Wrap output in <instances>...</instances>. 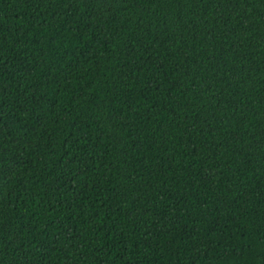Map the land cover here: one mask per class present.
Segmentation results:
<instances>
[{"label":"trees","instance_id":"16d2710c","mask_svg":"<svg viewBox=\"0 0 264 264\" xmlns=\"http://www.w3.org/2000/svg\"><path fill=\"white\" fill-rule=\"evenodd\" d=\"M0 264H264V0H0Z\"/></svg>","mask_w":264,"mask_h":264}]
</instances>
